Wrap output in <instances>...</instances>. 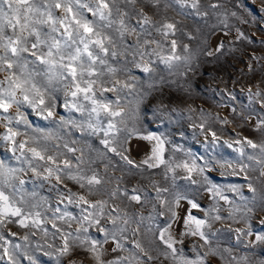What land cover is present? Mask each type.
<instances>
[{
    "label": "rangeland",
    "instance_id": "obj_1",
    "mask_svg": "<svg viewBox=\"0 0 264 264\" xmlns=\"http://www.w3.org/2000/svg\"><path fill=\"white\" fill-rule=\"evenodd\" d=\"M37 3L51 6L50 0ZM200 4V12L207 15H196L176 0H117L121 11L113 13L116 22L102 29L112 37L110 51L117 56L104 57L107 65L96 67L103 72L100 79L106 86L120 79L134 87L117 94L102 93L97 86L95 98L113 102L114 107L118 104L123 123L121 116L110 118L103 111L98 117L90 114L91 101L82 94H69L75 90L70 76L49 83L43 74L45 66L28 65L29 71L41 72L33 79L43 104L34 92L28 93V100L17 92L19 103L7 112L0 109V161L15 169L7 177V186L0 187L23 213L0 217L4 219L0 264H10V256L15 264H31L29 257L37 264H95L84 251L92 241H99L103 260L119 264H180L181 258L196 261L198 257H203L204 264H243L244 258L248 264H260L264 260V242L256 239L264 235V154L244 143L250 139L264 144V0H200ZM51 11L58 18L63 15L55 8ZM82 11L97 25L107 23ZM144 15L151 18V25L142 24ZM120 19L128 28L123 37ZM164 23L176 25L175 35L165 38L156 30ZM36 27L49 30L47 25ZM56 27L59 31L53 35L59 39L63 28ZM6 34L11 35V30L6 29ZM169 56L180 59L168 60ZM145 64L151 71H143ZM109 66L116 69L115 76L107 71ZM6 75L0 72V90L8 87ZM45 105L51 108V116L48 111L41 114ZM80 105L83 111L77 110ZM110 119L118 131L106 137ZM149 135L164 142L165 163L155 168L142 163L157 143L144 139ZM104 139L139 167L109 151L101 143ZM22 143L24 148H20ZM31 148L45 159L33 157ZM241 148L243 155L238 151ZM185 164L196 167L189 173ZM93 175L100 178V184L87 183ZM249 183L257 190L255 198ZM157 188L167 189L160 196L173 202L175 217L157 199ZM134 189L141 196L140 203L130 199ZM177 195L185 197L179 204L174 202ZM80 196L93 204L103 202V208L89 207L79 201ZM189 201L200 207L192 208ZM189 214L207 222L201 231L208 243L192 234L195 224L186 225ZM114 217H120L115 224ZM21 219L27 226H21ZM247 231L252 234L244 235ZM162 232L165 240L171 236L175 241V256L161 240ZM68 233L80 237L74 242L83 241V245L69 256H60L58 249Z\"/></svg>",
    "mask_w": 264,
    "mask_h": 264
},
{
    "label": "snow or ice",
    "instance_id": "obj_2",
    "mask_svg": "<svg viewBox=\"0 0 264 264\" xmlns=\"http://www.w3.org/2000/svg\"><path fill=\"white\" fill-rule=\"evenodd\" d=\"M51 6L49 7L48 3L38 4L37 0H0V72L7 73L5 81L8 85L7 89L0 90V109L4 112H7L13 103H19L16 99L17 92H19L24 100H28L29 92H34L36 96L40 97L39 102L43 104V95L41 94L40 89L37 87L33 77L34 75H40L41 72L28 70L29 64H37L45 66L43 69V74L47 76L48 82L50 83L53 78L63 77L67 78L70 76L72 78L71 83L74 91H70L72 97H78L80 94L83 95L84 100L91 101L93 107L90 110L91 113H95L97 117L100 115L101 111L107 114L110 118H115L121 116V123H123V114L118 110V104L114 107L113 102H101L97 100L95 88L99 86L101 92H115L119 93L123 89H131L134 87L132 84L127 81H121L120 79H113L111 81V87L106 86V82L101 80L100 77L103 75V72L97 70L96 65H107L108 61L104 58L107 56L116 57V51H110V48L113 46V39L111 36L103 32L104 27H110L116 21L113 19V13L120 14V9L117 7V0H50ZM129 3H134L135 0H128ZM177 3H180L182 6L190 7L195 11L196 15H207V13H201L200 0H176ZM212 8H216V4L211 5ZM51 8L60 10L63 15L62 17H56L52 14ZM82 9H86L94 17H98L100 21H107L106 24L97 25L93 21H90L85 17ZM126 15V13H125ZM47 25L48 31L42 32L40 28H37L36 25ZM59 24L63 28V32L60 33V38L58 39L53 33H57L59 29L56 25ZM119 24L120 34L123 37L124 32L128 31L127 25H125L124 20L120 19ZM143 25H151L152 20L147 15H144L142 18ZM176 25L173 23H164L156 30L160 34L167 38L169 34L175 35ZM6 29L11 30V35L6 34ZM131 31H135L132 29ZM242 35V34H241ZM31 38V39H30ZM108 42V43H106ZM155 42V41H153ZM145 43H148L147 41ZM177 46L176 40L171 41V47L174 50ZM223 45H220L217 48V51L222 48ZM187 49V46H185ZM103 53V56L100 55ZM209 55L213 53L209 52ZM33 57L34 59H29ZM164 59L163 57H161ZM168 60L171 59H180L178 56H169ZM167 62V61H165ZM140 67V65H137ZM107 71L113 76L116 74V69L109 66ZM144 72H149L151 69L145 64L143 66ZM257 96L260 95L259 92L256 93ZM67 106V105H66ZM72 107H77L76 103L72 104ZM77 110L83 111V106L80 105ZM44 111H48V115H52V110L49 106L45 105L40 109L41 114ZM88 127L91 128L94 132L96 128L89 123ZM11 132V130H9ZM118 131L116 128V123L113 119H110L108 122V127L104 130V135L107 137L109 133ZM16 135V133H12ZM11 137H5V139H10ZM144 139L152 141L156 140L157 143L152 149V155L142 161L143 164L147 165L149 168H155L160 164H164L165 160L163 159V141L159 137H154L152 135L145 136ZM109 151L115 152L117 155L121 156V159L125 160L132 167H139L135 162L129 159L123 153L118 152L115 147H109L110 141L104 139L101 141ZM237 143H240L237 141ZM252 149H259L261 154H264V144H256L252 140L244 141ZM25 145L20 144V148H24ZM33 157L44 160L45 157L41 155L35 148H31ZM71 151V149H70ZM238 151L243 155V149H238ZM249 158H253L251 155ZM48 160H52V157H48ZM184 167L191 173L192 169L196 167L195 164L190 168L187 164ZM246 167V166H245ZM243 170V168L241 169ZM35 171V169H33ZM46 171L49 174L52 173V169L48 168ZM203 173L204 169H199ZM15 172V169L8 168L3 161H0V184L7 186V177ZM261 176H264V171H261ZM247 178V177H246ZM59 179V177H57ZM75 179V177H73ZM188 179H191L189 175ZM89 185L100 184L101 180L98 176L93 175L87 179ZM23 184V181H21ZM83 187V185H81ZM248 189L252 192L253 198L257 192L256 188L253 187L251 183L248 184ZM119 191V189H117ZM167 189L157 188V199L160 200L161 204L167 205V211L172 214L173 217L176 216L175 211L173 210L171 201H167L160 196L161 192H165ZM233 191H236L234 188ZM137 190H133V194L130 196V199L140 203L141 196L136 194ZM113 196L116 195V192L112 193ZM227 201L226 197H222ZM70 199V198H69ZM181 199H185L180 195L175 197V203L179 204ZM241 199H246L241 195ZM79 201L87 204L89 207L100 209L103 208V202H97L96 204L91 203L86 200L84 196L79 197ZM191 207L196 209L200 206L192 201ZM59 211V209H57ZM207 214V213H206ZM22 209L15 207L11 200L10 196L3 190V187H0V217L7 218L8 216L20 217L22 216ZM39 214L37 213V216ZM93 214L89 213V217ZM89 217H84L85 220H89ZM120 217L112 218V223L115 224L116 220ZM216 220H220V216L215 217ZM90 223H99L98 220H90ZM127 219H124V223H127ZM4 223V219H0V224ZM21 226H27L24 223V219L19 221ZM38 223V221H34ZM207 222L202 219H198L195 216L189 214L186 220L187 224H195L196 229L192 232L193 235H199L205 243H208V240L205 237V233L201 231L202 227ZM55 227V225H53ZM87 229H85L86 231ZM59 231V229H57ZM100 231H106L101 228ZM164 232H167V228L164 229ZM164 232L160 234L161 240L164 241L166 246L172 250V254L175 256L176 249L173 247L175 241L171 236L164 239ZM244 235H251L250 231L244 232ZM2 239V237H0ZM27 240V237H24ZM70 239L73 243H70ZM258 241L264 242V235L257 236ZM63 246L58 249L60 256H69L71 255L74 248L81 247L83 241L80 245H77L74 241L80 240V237H73L72 233H68L66 236H63ZM99 241H92L90 246L84 248V251L91 254V257L95 261V264H119L118 260H109L105 261L102 259L103 253L97 248ZM137 248H140V244L136 243ZM16 247H19L17 245ZM117 247H121L120 244H117ZM143 251V249H141ZM5 255H8L7 249L4 251ZM47 254V253H46ZM151 259V257H149ZM31 264H37L36 260L32 257H29ZM10 264H15V261L12 260L11 256L9 257ZM180 264H204L203 257H198L196 261L187 260L181 258ZM237 264H241L240 261ZM243 264H248L246 258L243 259ZM260 264H264V260L260 261Z\"/></svg>",
    "mask_w": 264,
    "mask_h": 264
}]
</instances>
